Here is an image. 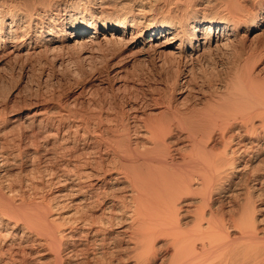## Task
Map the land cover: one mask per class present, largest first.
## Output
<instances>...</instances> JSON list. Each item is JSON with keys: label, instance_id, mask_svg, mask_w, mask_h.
Returning a JSON list of instances; mask_svg holds the SVG:
<instances>
[{"label": "bare ground", "instance_id": "obj_1", "mask_svg": "<svg viewBox=\"0 0 264 264\" xmlns=\"http://www.w3.org/2000/svg\"><path fill=\"white\" fill-rule=\"evenodd\" d=\"M110 44L176 77L113 126L76 97L0 108V264H264V0H0V67L64 51L118 93Z\"/></svg>", "mask_w": 264, "mask_h": 264}, {"label": "rangeland", "instance_id": "obj_2", "mask_svg": "<svg viewBox=\"0 0 264 264\" xmlns=\"http://www.w3.org/2000/svg\"><path fill=\"white\" fill-rule=\"evenodd\" d=\"M60 19H62V17ZM89 21V18H85L84 23L87 25ZM128 34L130 33H127L126 37L130 36H128ZM108 46L104 47L105 49L103 48V50H105L104 53H106L108 50V54L106 53L105 55L106 58H109L108 63L106 61V66L102 64L105 67H103L102 65L101 67L104 69V71L106 68H109L108 71H110V74L112 75L111 79L114 80L115 87L121 84L125 86L124 88L122 87L123 89L121 88L118 93H115L113 91L110 92V90L107 89L105 85L107 81L104 73L99 75L97 73L93 76L87 73V71L82 72L80 64L76 61L75 56L69 55L68 53H65L63 51L61 54L58 53L60 55H55V61H53V59L50 61L51 57L49 58L48 55H32L30 56V58L27 57V59H25L26 57H22L20 58V61H10L9 63L7 62L6 65H2L1 67L3 69L0 67V108L6 107L5 109L7 110H15V113L24 118L28 115L37 114L43 111H48L49 113H51L52 110V112L54 113L53 108L61 105V103H63L67 97H76L77 100H82V102L84 103H81L83 107L80 106V103L79 105L77 104L76 107L74 106L75 109L78 107V109H85V111L90 113L94 110L93 108H95V111H98V107L103 106V108L101 107V109L104 110V114L107 113L106 116L109 115L107 117V121H110L112 120L111 118H113V120L110 121L111 124L108 123L109 126H113L115 123L113 122V115L115 111L114 109H116V107L127 101H135L137 103H140L142 106H149L151 105V100L155 95H163L165 92L167 93L168 87L171 85L172 80L175 79L177 74V71L174 70V64H161L162 59L160 61L157 56L151 54L133 58L130 56L126 57L122 53H120V55L119 51L117 53V50H120L119 46L114 45L113 47V44H110ZM146 56H148L149 58ZM230 56L232 57V55H226V57L224 58H222V56L221 58L218 57L217 59L212 60L213 63L209 60H206L205 63H200L201 67L199 66V64H195L193 67V72L191 73V77H194L192 78V81H195V83L199 85L206 84V82L211 81V74L214 73V70L223 68V65L228 63ZM227 57H229V59ZM141 59L144 60L142 61ZM218 59L222 60L218 61ZM111 66L112 69L110 68ZM11 69L13 71L12 73H10ZM98 69L101 70V68ZM80 71L84 73V75L89 74V76L91 77L83 76ZM10 76H12L11 78L13 79H11ZM114 76L116 77L114 78ZM209 76H211L210 79ZM206 78H208V81L206 80ZM192 85L191 87H193ZM9 107H11L12 109ZM0 113L2 114V111ZM94 122V120H91L92 124ZM15 132V135H13L15 137L21 136L23 133V131L21 130ZM43 191H41L40 194ZM32 192L36 197L34 195H31L33 194ZM35 192L33 190L29 191L30 195H28V197L30 198V200H32L31 197L34 196L36 199L38 198V195H40L39 191L37 192L38 195ZM43 193L44 194L40 196L47 197L46 192ZM41 197L39 198L41 199Z\"/></svg>", "mask_w": 264, "mask_h": 264}]
</instances>
